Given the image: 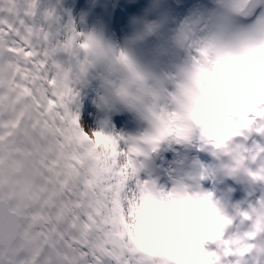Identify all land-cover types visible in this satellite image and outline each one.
Segmentation results:
<instances>
[{"label":"clouds","instance_id":"clouds-1","mask_svg":"<svg viewBox=\"0 0 264 264\" xmlns=\"http://www.w3.org/2000/svg\"><path fill=\"white\" fill-rule=\"evenodd\" d=\"M212 6L208 0L181 18L169 0H143L119 36L80 31L98 42L81 88L92 85L97 130L114 134L101 143L111 151L132 138L137 147L124 224L144 264H264V48L234 68L218 66L216 50L235 49L245 21L216 28ZM197 17L216 50L194 60L185 29ZM114 115L134 130L116 131ZM80 126L96 143L97 130ZM166 153L174 158L161 170L155 161ZM20 243L5 210L0 251Z\"/></svg>","mask_w":264,"mask_h":264},{"label":"snow or ice","instance_id":"snow-or-ice-1","mask_svg":"<svg viewBox=\"0 0 264 264\" xmlns=\"http://www.w3.org/2000/svg\"><path fill=\"white\" fill-rule=\"evenodd\" d=\"M58 6L0 0V214L18 222L21 240L0 251V264H144L124 224L137 147L128 138L109 151L101 142L114 134L97 130L93 143L81 128L80 88L98 42L70 13L65 22ZM210 19L221 29L245 21L244 38L235 49L216 50L214 34L199 17L190 20L194 60L216 50L218 66L234 68L264 48V0H213Z\"/></svg>","mask_w":264,"mask_h":264},{"label":"rangeland","instance_id":"rangeland-1","mask_svg":"<svg viewBox=\"0 0 264 264\" xmlns=\"http://www.w3.org/2000/svg\"><path fill=\"white\" fill-rule=\"evenodd\" d=\"M105 1H106V3L109 2V0H105ZM45 3L50 4V5L59 4L57 11L59 12V14L63 18V20L66 22L67 18H68V14L70 13L72 19L76 23V26L79 25L78 22H76V20L78 19V17L81 18L82 13H83L82 7L84 4H82L81 7L77 6L76 0H45ZM89 3H92V0H90ZM94 10L96 12H99V7L95 6ZM113 14H114V9H112V11H109V10L105 11V17L106 18L109 15H113ZM101 23L104 25V27L108 26L107 20H105L104 22L101 21ZM78 30L84 31V29L81 25H79ZM118 32H119V30L114 31L113 36H117ZM93 95H94V93H89L88 90H85V91H84V89H83V91L80 90V100H79L80 118L88 126L92 127L94 130H97L98 121L100 119H102V114L97 112V110L95 109V107L93 106V104L91 102ZM126 125L128 126V123H127L125 116L114 115L112 117L111 127H114L116 131L132 132L133 130H127Z\"/></svg>","mask_w":264,"mask_h":264},{"label":"bare ground","instance_id":"bare-ground-1","mask_svg":"<svg viewBox=\"0 0 264 264\" xmlns=\"http://www.w3.org/2000/svg\"><path fill=\"white\" fill-rule=\"evenodd\" d=\"M89 1L90 0H87L86 5L83 7L84 12L82 14V17L81 18L78 17L76 22H78V24L83 27L84 31L99 30V31H104L105 34L112 36L111 33L101 25V23L99 22V19H98V15L96 14V11L94 10L95 6H98L99 4H101L103 0H96V2L94 4L89 3ZM126 1L127 0H123L122 4H117L115 1L111 0L109 2L108 8L112 9L116 6H118V7L120 6L123 9H126V5H127ZM203 3H205V2H202L201 0H185L184 8L181 9V18L188 14L189 9H192L194 6H198V5H201ZM118 11L119 10L116 9V11L114 12V14L111 17V21ZM128 18H129V14L125 12V16H124L125 24L127 23ZM79 25L77 26V28L79 27ZM123 29H124V27L120 30V34H121ZM84 87L85 88L88 87L89 90L92 92V85H85L82 88H80V90L83 91ZM126 120L128 123V126L126 125L127 130H134V126L129 122L127 117H126ZM173 158L174 157H173L172 153H169L168 155H166V159L164 161H161L160 169L161 170L166 169L168 167L169 163L173 160Z\"/></svg>","mask_w":264,"mask_h":264}]
</instances>
